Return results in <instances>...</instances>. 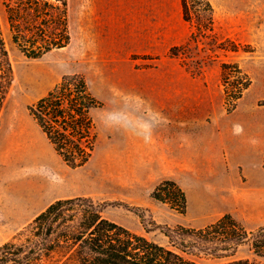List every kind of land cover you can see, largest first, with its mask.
<instances>
[{
	"label": "rangeland",
	"instance_id": "rangeland-1",
	"mask_svg": "<svg viewBox=\"0 0 264 264\" xmlns=\"http://www.w3.org/2000/svg\"><path fill=\"white\" fill-rule=\"evenodd\" d=\"M210 2L214 8L213 32L198 34L197 42H191L187 50L188 57L186 48L180 50L181 59L195 74L187 71L178 58L169 55L171 46L162 55L131 51L115 53L113 47L116 39L111 36V28L118 17H125L133 26H141L143 17L147 15L153 19L167 15L174 25L175 42L182 41L174 45L184 44L195 27L182 19L180 0H151L150 4L148 0H68L70 43L37 59L26 57L13 44L0 5L3 36L16 75L0 114V244L59 197L88 195L98 201L120 200L133 205L120 199L118 158L109 150L118 143L119 110L125 106L149 109L153 105V102L142 99L129 100L121 92V87L125 88L129 81L148 77L139 73L140 69L157 66L160 62L165 63L162 66L165 68L181 66L192 77L206 80L207 111L230 113L224 107L220 64L223 61L236 62L248 74L251 84L234 110L264 112V0ZM94 22L101 23L105 33L98 38L97 50L85 54L82 51L84 44L93 39L85 35V28ZM226 37L238 42L239 48L230 50L229 43L222 47L220 42ZM75 72L86 77L102 106L94 110L97 131L94 152L87 164L72 168L53 151L29 115L27 105L44 95L62 75ZM175 76L179 77L177 74ZM243 193L234 203L222 206V210H231L247 227H252L259 221L247 220L252 210L246 191ZM40 200L42 203L35 206ZM153 200L156 202L153 209L140 206L146 209L143 215L147 227L153 226L151 221L159 225L192 226L195 213L191 206L185 213H178ZM216 201L221 202V199ZM207 206H216L215 200L208 199ZM102 213L134 232L168 245L162 228L154 226L146 231L138 212L133 209L107 206ZM239 253L254 258L247 248L240 249ZM256 261V264H264L263 258L256 257Z\"/></svg>",
	"mask_w": 264,
	"mask_h": 264
},
{
	"label": "trees",
	"instance_id": "trees-1",
	"mask_svg": "<svg viewBox=\"0 0 264 264\" xmlns=\"http://www.w3.org/2000/svg\"><path fill=\"white\" fill-rule=\"evenodd\" d=\"M13 44L29 58L67 46L71 40L68 0H0ZM184 21L195 27L184 44L173 45L168 53L180 60L197 35L214 29V8L210 0H180ZM237 50L238 42L226 37L220 42ZM253 51V49H248ZM226 112L235 109L251 79L236 62L220 64ZM15 70L0 21V114L15 82ZM102 102L93 94L86 77L79 72L64 74L44 95L27 105L53 147L69 167L85 165L97 141L94 110ZM150 196L170 209L185 213V190L173 179L161 180ZM107 206H124L138 212L146 229L160 226L168 245L147 238L103 215ZM145 208L120 200L98 201L78 195L49 203L27 224L0 244V264H256L264 259V223L247 228L226 213L201 227L144 223ZM247 248L253 259L239 253ZM207 260L208 262H201Z\"/></svg>",
	"mask_w": 264,
	"mask_h": 264
},
{
	"label": "crops",
	"instance_id": "crops-1",
	"mask_svg": "<svg viewBox=\"0 0 264 264\" xmlns=\"http://www.w3.org/2000/svg\"><path fill=\"white\" fill-rule=\"evenodd\" d=\"M115 6L118 8V3ZM170 21L167 15L160 19L147 15L141 26H133L125 17H118L111 28L115 53L162 55L168 47L182 42H175ZM104 30L99 22L86 26L85 35L93 39L84 44L85 54L97 50ZM164 64L140 69L138 72L148 77L121 87L129 100L142 99L153 105L149 109L125 106L119 110L118 143L109 151L118 158L120 199L153 209L156 202L150 197L151 191L161 180L171 178L185 190L187 209L191 206L195 213L191 225L201 227L226 213L242 222L222 206L234 203L246 191L252 210L247 220L259 224L247 227L242 223L247 228L263 224L264 112L207 111L206 80L192 77L181 66L165 68ZM219 198L221 202L216 201ZM208 199H214L216 206L208 208Z\"/></svg>",
	"mask_w": 264,
	"mask_h": 264
},
{
	"label": "bare ground",
	"instance_id": "bare-ground-1",
	"mask_svg": "<svg viewBox=\"0 0 264 264\" xmlns=\"http://www.w3.org/2000/svg\"><path fill=\"white\" fill-rule=\"evenodd\" d=\"M11 57V56H10ZM11 61H12V58H11ZM12 65H13V62H12ZM14 67V66H13Z\"/></svg>",
	"mask_w": 264,
	"mask_h": 264
}]
</instances>
